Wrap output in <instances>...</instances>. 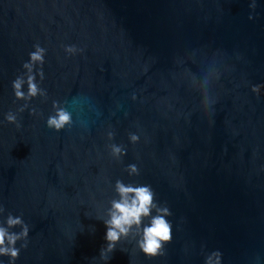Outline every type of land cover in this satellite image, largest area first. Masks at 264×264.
<instances>
[{"label":"water","instance_id":"obj_1","mask_svg":"<svg viewBox=\"0 0 264 264\" xmlns=\"http://www.w3.org/2000/svg\"><path fill=\"white\" fill-rule=\"evenodd\" d=\"M252 3L0 0V223L10 213L29 226L15 264H105L117 180L151 186L172 239L151 258L122 239L106 264H205L213 251L264 264V0ZM35 45L47 98L17 100ZM53 101L70 128L47 127Z\"/></svg>","mask_w":264,"mask_h":264},{"label":"clouds","instance_id":"obj_2","mask_svg":"<svg viewBox=\"0 0 264 264\" xmlns=\"http://www.w3.org/2000/svg\"><path fill=\"white\" fill-rule=\"evenodd\" d=\"M251 7H256L255 0H253ZM249 18L251 19V17ZM34 47L35 51L29 54V62L23 64L26 73L17 76L12 82L14 96L17 100L27 102L37 96L47 98L46 90L39 86L34 74V66L40 65L38 75L41 81L44 79L42 65L44 64L45 49L39 45ZM65 51L69 54H75L77 49L75 46H66ZM25 84H27L26 94L22 91ZM260 89L261 86L257 85L252 88V91L259 94ZM27 106L25 103L18 111L23 112ZM52 107L54 114L48 117L47 127L57 132L66 127L70 128L73 123L72 114L57 101H53ZM32 111L35 114V109ZM5 119L8 123H17L16 115L11 111L6 114ZM107 135L109 140L114 137V133L111 131ZM129 139L135 144L139 141V136L130 133ZM108 147L110 155L116 159L125 155L123 146L109 144ZM125 170L130 176L139 175V169L135 164L128 165ZM114 190L118 198H113L110 201L111 206L107 210L108 219L103 220L107 229L105 235L107 244L101 249L100 258L106 264L117 243L129 237L136 239L137 247L145 256L151 258L163 255L165 244L170 243L172 239V224L167 219L172 214L169 208L156 202L155 193L150 185L125 184L123 181L117 180ZM3 211L4 209L0 207V213ZM145 220L148 222L144 223ZM16 227L21 229L18 233L10 231ZM28 235L29 226L23 219L20 216L14 217L9 213L6 221L0 223V256H8L10 258L9 264H15L20 253V248L16 247V243L24 241L21 248H26ZM205 264H221V253L213 251L206 257Z\"/></svg>","mask_w":264,"mask_h":264}]
</instances>
